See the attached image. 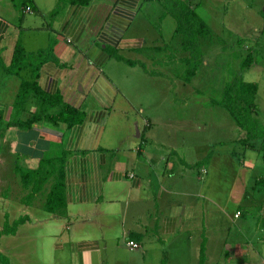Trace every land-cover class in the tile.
Masks as SVG:
<instances>
[{
  "label": "crops",
  "instance_id": "0c3cea01",
  "mask_svg": "<svg viewBox=\"0 0 264 264\" xmlns=\"http://www.w3.org/2000/svg\"><path fill=\"white\" fill-rule=\"evenodd\" d=\"M165 11L160 0H0L2 264H200L203 242L204 264H264V185L256 184L264 176V137L245 144L243 129L234 140L197 150L165 123L152 129L162 102L140 93L144 75L159 82L179 73L189 55ZM19 43L27 61L17 72ZM49 45L55 59L35 76L30 55ZM24 80L60 93L84 120L17 125L40 106L33 91L23 109L15 104ZM118 113L121 119L110 122ZM125 122L131 126L120 127ZM220 162L234 169L228 181L215 172ZM60 169L66 204L50 211L46 201ZM28 170L36 173L25 184ZM219 228L226 236H216ZM129 239L140 246L130 247ZM220 241L221 255L213 257Z\"/></svg>",
  "mask_w": 264,
  "mask_h": 264
},
{
  "label": "rangeland",
  "instance_id": "374dc122",
  "mask_svg": "<svg viewBox=\"0 0 264 264\" xmlns=\"http://www.w3.org/2000/svg\"><path fill=\"white\" fill-rule=\"evenodd\" d=\"M23 1L21 0V3ZM192 1L199 15L211 29L208 37L200 38V48L197 52L200 56L193 59V61H198L197 73L190 83L184 86V81L187 80L186 68L190 65L182 60L181 65H178L179 73H167L164 78H159V82L151 83L150 81L149 83L148 77L144 75L146 85L140 86L139 91L144 96H159V101L162 102L160 113L153 114L152 129H155L157 124L165 123V128L177 130L176 139L191 140L195 146L194 149L201 150L206 148L205 143L214 141V139L216 141H220L221 138L234 140L240 132H243L228 110L215 105L213 101L221 97L224 85L235 77L258 82L256 104L258 117L264 121V0ZM171 20L175 22L174 19ZM43 42L44 40H41L38 45H43ZM160 43L163 42L160 41ZM250 52L253 54V61L250 65L244 66L243 61ZM159 55L163 56L162 53ZM156 67L158 66H154ZM117 115H113L110 122L114 123L113 120L121 119L122 114ZM129 126L131 124L125 122L120 127L129 128ZM240 147L242 145L236 149L239 150ZM239 157L242 159L243 154L241 153ZM219 164L221 165V162ZM216 171L218 175L226 177L227 181L228 176L235 174L232 166L228 167L224 162L221 166L215 167ZM256 173L258 174L259 171L257 170ZM3 217L0 215V219L3 220ZM241 220L242 218H239V221ZM215 234L219 237L226 236L227 233L219 228L215 230ZM221 243L220 241L211 248L210 255L213 249V257L221 255ZM21 250L19 252L22 253ZM199 252L200 250L196 254L197 257H199ZM105 253L112 256L115 248L110 247ZM117 253L125 255L127 251L119 249ZM222 255L224 257L226 253L223 252ZM194 260L195 256L192 258L193 262ZM3 264H8L6 258L3 259Z\"/></svg>",
  "mask_w": 264,
  "mask_h": 264
},
{
  "label": "trees",
  "instance_id": "16d2710c",
  "mask_svg": "<svg viewBox=\"0 0 264 264\" xmlns=\"http://www.w3.org/2000/svg\"><path fill=\"white\" fill-rule=\"evenodd\" d=\"M166 7L165 14H171L176 20L175 33L182 34L181 45L183 49L189 52V55L183 60L192 67L186 68V79L191 80L197 73L198 61H193L199 58L197 54L200 48V38L208 37L211 29L208 23L199 15L195 7H192L188 2L183 0H160ZM264 15V9H263ZM26 56L23 46L19 43L15 49L12 67L17 72L26 64ZM35 76L38 75V69L41 63L47 59L54 58L52 45L47 49L39 50L37 53L30 55ZM122 58V57H121ZM128 63L135 64L134 60L126 59ZM253 61V54L250 52L244 59V66L250 65ZM34 63V64H33ZM144 66V64H143ZM259 84L256 81H248L241 77H235L228 81L221 93V97L216 98L215 105H220L228 110L233 117L235 123L246 131L244 143L252 145L251 140L264 137V123L258 117V109L256 104V96L258 93ZM35 92L39 95L40 106L39 110L32 114L27 120L16 122L18 125L29 126L35 120L45 119L54 123L64 121L68 126L82 122L85 114L82 110L68 104L62 98L60 93L47 94L41 90L36 80H24L21 84V89L17 95L15 104L19 109H23L24 100L30 92ZM60 106L59 109L56 107ZM15 123V122H11ZM264 139V138H263ZM34 170L22 172L23 182L29 184L33 181ZM51 191L48 194L46 208L54 211L66 204L65 198V173L63 169L58 172ZM39 182V185L34 184V191H37L43 185L44 180ZM256 184L264 185V176L258 178ZM22 221L19 219L15 222L18 224ZM1 262V261H0ZM205 262V242H203L200 252V264ZM2 263V262H1Z\"/></svg>",
  "mask_w": 264,
  "mask_h": 264
},
{
  "label": "built area",
  "instance_id": "2783aa9c",
  "mask_svg": "<svg viewBox=\"0 0 264 264\" xmlns=\"http://www.w3.org/2000/svg\"><path fill=\"white\" fill-rule=\"evenodd\" d=\"M27 9L30 10L31 6H28ZM240 213H241L240 211H237L236 215H239ZM127 245H129L132 248H136V247L140 246V243L136 240L129 239V240H127ZM262 252H263V258H264V240H263ZM0 264H2V263L0 262Z\"/></svg>",
  "mask_w": 264,
  "mask_h": 264
}]
</instances>
